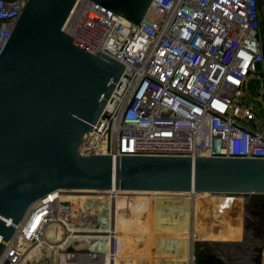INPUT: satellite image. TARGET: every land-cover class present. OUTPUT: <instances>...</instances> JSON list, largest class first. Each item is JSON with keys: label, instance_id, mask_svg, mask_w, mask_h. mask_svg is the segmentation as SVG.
I'll list each match as a JSON object with an SVG mask.
<instances>
[{"label": "built area", "instance_id": "2783aa9c", "mask_svg": "<svg viewBox=\"0 0 264 264\" xmlns=\"http://www.w3.org/2000/svg\"><path fill=\"white\" fill-rule=\"evenodd\" d=\"M27 1L0 0V52ZM62 29L79 47L125 65L81 156L264 158V104L256 108L244 95L254 79L264 81L255 0H151L138 25L77 0ZM72 191L53 190L28 208L1 249L0 264H21L45 240L60 248L88 242L85 252L62 250L56 264H97L80 255L105 260L117 251L111 202L131 194L99 190L95 198L103 199L108 217L80 227L72 221L82 211L68 197ZM54 232L57 239L48 240Z\"/></svg>", "mask_w": 264, "mask_h": 264}, {"label": "water", "instance_id": "95a60500", "mask_svg": "<svg viewBox=\"0 0 264 264\" xmlns=\"http://www.w3.org/2000/svg\"><path fill=\"white\" fill-rule=\"evenodd\" d=\"M76 1L28 0L0 52V251L28 208L56 189L264 192V158L80 155L125 65L63 31ZM90 1L135 25L151 3ZM255 4L264 59V0Z\"/></svg>", "mask_w": 264, "mask_h": 264}, {"label": "rangeland", "instance_id": "374dc122", "mask_svg": "<svg viewBox=\"0 0 264 264\" xmlns=\"http://www.w3.org/2000/svg\"><path fill=\"white\" fill-rule=\"evenodd\" d=\"M244 95L251 105L261 107L264 104V81L254 79L245 88ZM72 192H77L68 193L69 197H76L74 207L82 209L72 217L76 226L90 227L100 216H107L108 211L104 207L103 199L95 198V194H101L103 191ZM126 192L131 195H122L111 202V221L118 238L117 251L113 252L115 264H189L186 235L191 230L192 214L196 230V239L192 244L195 264H198L204 253L218 254L223 257L224 264H242L240 255H246L248 248L243 244L229 247L226 241H222L229 239L233 242L232 239L238 237L244 240V230L232 227L230 221L222 222L218 217L217 212L221 213V210L215 202L226 194L194 192L191 197L189 192ZM234 196L240 205L245 195ZM254 207L259 208L258 203ZM245 234L249 236L246 240L251 244L254 241L253 236L247 232ZM48 236V240L55 241L58 234L54 232V235ZM57 244L48 243L46 240L41 242L38 247L30 250L21 264H56L58 253L62 250L85 252L88 247L87 241L66 243L63 248Z\"/></svg>", "mask_w": 264, "mask_h": 264}, {"label": "flooded vegetation", "instance_id": "af4514ba", "mask_svg": "<svg viewBox=\"0 0 264 264\" xmlns=\"http://www.w3.org/2000/svg\"><path fill=\"white\" fill-rule=\"evenodd\" d=\"M224 194L226 195L217 199L215 202L221 210V213H224L222 215L220 213L218 216L220 217L219 219H221L220 221H227V223L230 221V225L232 227H239V224H241V226L245 227L247 233L253 236L254 240L258 239L257 243L252 244V248L254 250L252 253L253 255L250 256L249 261L248 259L243 258L242 264H261L262 251H264V192H249L246 194L242 192H231ZM234 195H245L242 199V206L239 211L235 208V205L238 207V203H236L237 197ZM252 195H256L258 197H253ZM256 203H258L259 206L257 209L254 207ZM236 210L238 214H240V217L237 212H234ZM225 216L228 218L226 219ZM210 257L211 254L204 253L198 264H202Z\"/></svg>", "mask_w": 264, "mask_h": 264}, {"label": "crops", "instance_id": "0c3cea01", "mask_svg": "<svg viewBox=\"0 0 264 264\" xmlns=\"http://www.w3.org/2000/svg\"><path fill=\"white\" fill-rule=\"evenodd\" d=\"M192 201H193V199H192ZM238 203V202H237ZM240 206H242V202L240 203V205H239V203H238V207H235L236 209H238V211L240 210ZM234 208V209H235ZM235 213L237 212V210L236 211H234ZM217 214H219L220 215V213L219 212H217ZM222 214H224L223 212L221 213V215ZM237 214H238V212H237ZM193 215V214H192ZM192 215H190L191 216V218H190V222H191V226H192V221H193V218H192ZM239 215V217H240V214H238ZM242 229V231L244 230V232H243V235H244V240H240V238L238 237V239H232V241L233 242H231V241H229V239H225V240H222L223 242H227V245L230 247H235L237 244H243L245 247H247L248 249H246V251H245V254L246 255H240V257H241V259H240V263H242V260H243V258L245 259H248V261H249V259H250V256L251 255H253L252 253L254 252V250H253V248H252V244L254 243H257L258 242V239H255L254 241H252V243L251 244H249L250 242L249 241H247L246 240V238H248L249 236L247 235V234H245V232H247L246 230H245V227H243V226H241V224H239V227H238V229ZM238 236H239V234H238ZM231 240V239H230ZM247 242H246V241ZM215 241H218V240H215ZM249 242V243H248ZM246 243V244H245ZM228 247V248H229ZM227 248V249H228ZM213 255V254H212ZM110 257H114V256H112V255H109ZM215 258H217V259H219L220 260V264H224V262H223V257H221V256H219L218 254H216L215 253V255H213ZM107 258H108V256H107ZM261 264H264V251H262V258H261Z\"/></svg>", "mask_w": 264, "mask_h": 264}, {"label": "bare ground", "instance_id": "6f19581e", "mask_svg": "<svg viewBox=\"0 0 264 264\" xmlns=\"http://www.w3.org/2000/svg\"><path fill=\"white\" fill-rule=\"evenodd\" d=\"M116 189H119V188H116ZM189 193H190L191 197L194 196V193H191V192H189ZM201 194H204V193H201ZM186 236L188 238V243H187L188 256H187V259H188V263L191 264L192 257H193L192 244H193V242L196 239V230L194 228L193 222H192L191 230ZM109 255L114 256L112 252L111 253L109 252L108 254H106V259L105 260H100L98 257H94L93 259H91V256H88V255L87 256L80 255V258H82L81 260H84V261L86 260L88 262H89V260H93V262H98L97 264H115L114 259H113L114 257H110ZM107 256H108V258H107Z\"/></svg>", "mask_w": 264, "mask_h": 264}]
</instances>
